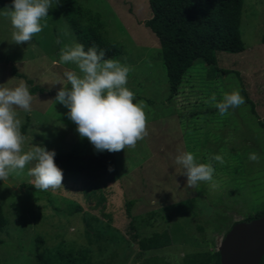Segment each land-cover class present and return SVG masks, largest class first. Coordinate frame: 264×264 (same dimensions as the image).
Listing matches in <instances>:
<instances>
[{
  "label": "rangeland",
  "instance_id": "rangeland-1",
  "mask_svg": "<svg viewBox=\"0 0 264 264\" xmlns=\"http://www.w3.org/2000/svg\"><path fill=\"white\" fill-rule=\"evenodd\" d=\"M74 2L97 12L107 38L120 46L112 58L130 69L126 86L134 93L133 101L144 104L147 134L135 146L113 151L116 175L99 186L103 203L66 181L55 189H35L27 172L31 162L0 180V203L7 217L0 232V264H38L37 236L54 252L87 246L92 264H157L152 261L156 259L181 264L188 253L218 249L224 233L264 206V0H244L242 50L217 53L220 71L196 60L174 95L159 43L143 24L150 16L147 0ZM7 6L10 0H0V13ZM40 22L41 31L17 45L11 42L9 18L0 14V86L14 87L23 80L28 90L31 85L44 88L30 93V111L15 109L24 136L22 150L43 144L55 153L94 151L87 138L77 135L67 109L53 101L61 85L52 82L75 69L58 62L59 49L75 38L55 6ZM12 65L24 76L12 75ZM234 88L245 102L221 116L211 97L220 100ZM185 150L198 162L211 163L215 187L204 181L195 189L186 186V177L173 163L178 151ZM249 152L258 159L249 160ZM213 154H220L223 163L211 160ZM60 197L75 200L81 210L69 215ZM164 229L171 237L166 247L140 250L129 241L131 233L139 239Z\"/></svg>",
  "mask_w": 264,
  "mask_h": 264
},
{
  "label": "clouds",
  "instance_id": "clouds-1",
  "mask_svg": "<svg viewBox=\"0 0 264 264\" xmlns=\"http://www.w3.org/2000/svg\"><path fill=\"white\" fill-rule=\"evenodd\" d=\"M59 0H10L6 15L13 31L11 42L17 45L28 42L33 34L41 31V19L48 16V9ZM59 63H71L75 69L65 70L53 98L66 109V116L75 124V131L81 138H87L95 152H108L133 147L147 134L145 111L142 101H133L134 93L126 86L129 67L119 60L105 57L103 48L95 44L85 46L76 40L66 43L58 52ZM32 95L21 80L14 87L0 86V180L17 170L27 169L32 177L30 184L35 189H55L61 186L62 169L54 162L55 150L43 144H32L22 150L24 136L20 131L21 120L16 108L30 111ZM214 107L221 116L230 108L244 104V97L238 88L222 93V98L211 97ZM249 160H257L255 152H249ZM211 160L223 163L220 154H213ZM173 163L186 177L188 188L195 189L198 182H211L214 168L210 162H198L191 151H178ZM111 171V166L108 168Z\"/></svg>",
  "mask_w": 264,
  "mask_h": 264
},
{
  "label": "trees",
  "instance_id": "trees-1",
  "mask_svg": "<svg viewBox=\"0 0 264 264\" xmlns=\"http://www.w3.org/2000/svg\"><path fill=\"white\" fill-rule=\"evenodd\" d=\"M243 3L244 0H147L150 16L143 24L151 30L159 43L170 95L177 93L185 73L196 60L202 61L212 72L220 71L217 66V53L242 50L239 26ZM55 7L64 17L75 40L81 42L85 49L95 44L98 49H104L105 57L112 58L120 53V46L107 38L104 22L97 12L76 4L74 0H59ZM10 73L17 77L24 76L14 65L11 66ZM27 81L31 83V80ZM42 91L44 88L37 85H31L29 88L30 93ZM54 162L62 169V183L70 182L72 189L80 190L86 197L103 203L105 197L99 186L103 185L105 180H113L116 175V159L113 152H81L72 149L55 153ZM109 166L111 171L108 170ZM59 199L65 203L69 215L81 210L75 200L69 197ZM131 202V199L126 201L130 218ZM176 206L183 207V204L177 203ZM52 208L61 211L60 206L55 205ZM100 211L103 213V210ZM263 215L264 206L245 220ZM6 225L7 217L0 203V232ZM129 227L133 228L135 225L130 222ZM129 241L136 243L140 250H149L170 245L171 237L169 230L164 229L139 239L135 233H131ZM2 242L0 237V245ZM43 242L41 236L36 237L35 244L38 249L35 258L38 264H92L90 249L87 246L54 252L43 247ZM39 246L42 247L41 251H38ZM152 261L157 264H169L160 259ZM181 264H220V252L212 248L188 253ZM259 264H264V255Z\"/></svg>",
  "mask_w": 264,
  "mask_h": 264
},
{
  "label": "water",
  "instance_id": "water-1",
  "mask_svg": "<svg viewBox=\"0 0 264 264\" xmlns=\"http://www.w3.org/2000/svg\"><path fill=\"white\" fill-rule=\"evenodd\" d=\"M220 264H259L264 255V215L236 222L218 247Z\"/></svg>",
  "mask_w": 264,
  "mask_h": 264
}]
</instances>
